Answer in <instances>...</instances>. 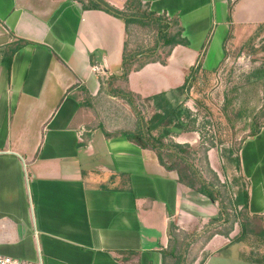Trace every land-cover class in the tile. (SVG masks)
<instances>
[{"label":"crops","instance_id":"0c3cea01","mask_svg":"<svg viewBox=\"0 0 264 264\" xmlns=\"http://www.w3.org/2000/svg\"><path fill=\"white\" fill-rule=\"evenodd\" d=\"M103 1L120 11L126 2ZM139 1L176 20L189 43L175 46L164 65L129 72L125 88L141 99L174 91L199 62L218 64L226 44L264 37V0ZM125 39L122 20L84 10L81 0H0V255L41 264H172L188 255L177 241L185 248L190 234L202 238L219 216L217 203L89 112L99 96L113 95L103 88L107 79H121ZM18 41L25 44L8 67ZM236 156L248 213L264 217V115ZM221 222L213 226L221 230ZM235 233L201 244L192 264H251L240 259Z\"/></svg>","mask_w":264,"mask_h":264},{"label":"rangeland","instance_id":"374dc122","mask_svg":"<svg viewBox=\"0 0 264 264\" xmlns=\"http://www.w3.org/2000/svg\"><path fill=\"white\" fill-rule=\"evenodd\" d=\"M82 1H86L85 6H90L88 0ZM170 20L172 19L168 18V21ZM175 32L176 27L168 30L169 34ZM168 49L169 47L163 46V41L158 39L156 24L144 22L128 26L125 56L130 59L128 67L131 71L151 60H164ZM148 55L151 57H145ZM196 68V73L190 72L187 75L186 84L185 79L181 86L166 94L165 98L173 107L168 111H174L176 116L168 127H162L163 124H157L153 120L156 114L164 115L167 108L161 98H132L134 105L131 107L117 96L101 95L97 105L88 110L98 123L105 125L111 135L130 134L147 124L148 127L157 125L151 132L153 137L161 136L164 131L169 132L164 142L171 140L191 143V147L196 149L192 154L193 167L203 172L209 181L212 177L205 172L201 147L212 145L213 148L208 149L211 165L216 174H219V180L233 184L232 190L236 193L241 186L240 183L238 186L233 183L239 175L230 160L237 158L240 145L254 133L264 113V37L257 33L241 42L231 43L230 46L226 44L221 62L205 68L199 62ZM107 82L108 86L103 87L105 91L126 90L124 83L119 79L108 78ZM181 168L184 166L181 165ZM227 213L231 215L233 212L228 210ZM237 215L238 222L233 224L231 232L235 230V238H240L237 245L242 253L239 254L240 259L251 264H264V217H251L241 209L237 210ZM228 227L229 224H225L221 231L227 230ZM209 233L211 229L205 230L202 238L196 240L192 234L191 237H186L190 244H186L188 255L185 257V264L193 263L199 247ZM184 246L179 249L183 251Z\"/></svg>","mask_w":264,"mask_h":264},{"label":"trees","instance_id":"16d2710c","mask_svg":"<svg viewBox=\"0 0 264 264\" xmlns=\"http://www.w3.org/2000/svg\"><path fill=\"white\" fill-rule=\"evenodd\" d=\"M86 2V1H85ZM85 2L81 0L83 4L84 10H97L102 11L110 16L118 18L123 21L125 26V33H128V26L132 24H140L147 22L148 24H156L157 25V34L158 39L163 41V46L169 47L167 53L165 54V59H155L151 60L147 63H143L139 66L138 69L134 71H139L147 64L151 63H159L164 65L165 60L169 57L172 49L175 46H188V41L182 37V29L180 28L178 22L174 19L168 21V17L164 15H156L153 12H150L148 9V5L142 4L139 0H126L125 6L123 10H117L110 5H108L103 0H88L90 6H85ZM144 21V22H143ZM169 23H168V22ZM171 27H176V32L174 34H169L168 30ZM25 42L18 41V43L9 49L7 57H5L4 61L7 63L8 67L11 65L12 57L17 50H19ZM151 57V55L145 56ZM130 59L126 58L125 56V45H124V52L122 58V76L120 77L121 81L125 83L127 81V76L131 70L129 69V61ZM197 70V68H196ZM195 69L191 70V74L196 73ZM116 80V78H115ZM118 80V79H117ZM187 79L185 80V84ZM110 94L117 96L119 99L125 100L127 105L133 107L134 102L133 99H140L139 96L134 95L133 93L123 90V89H112L109 91ZM166 94H160L154 96L153 100L163 99L166 104V110L164 115L156 114L153 117V120L157 122V124H163L162 127H168L173 122V119H176L174 111H168V109H172L171 103L165 98ZM149 100V99H147ZM264 113L262 114L261 118L263 117ZM260 125V124H259ZM257 126V128L259 127ZM157 128V125H144L137 128L132 133H123V137H125L129 142L134 143L141 149H146L152 151L159 164L167 171H173L178 176L179 183L185 185L187 188L199 193L200 195L204 196L205 198L209 199L213 203H217L219 207V216L212 220L211 224V233H209L208 237L204 239V243H206L211 237L214 235H222L227 237L232 230L233 224L238 222V215L237 210L241 209L245 213L248 212V192L247 186L244 182L243 178L239 175L240 171V163L239 159L235 158L230 160L231 163L234 164V169L236 173L239 175V178L236 179L233 183L235 186L240 183L241 189L238 190L236 193H233L232 188L234 187L233 184H226L219 180L217 174L209 167L208 159H207V152L208 149L213 148L212 145L202 146L203 148V156L201 160L205 166V172L211 175L212 179L209 181L204 177V173L200 172L198 169L193 167V160L192 154L196 151L195 148H192L188 144H178L169 140L168 142H164L163 140L169 136L168 131H164L163 134L159 137H153L151 132ZM257 128L254 135L257 132ZM181 165L184 168H181ZM233 193V194H232ZM233 197H231V195ZM230 210L233 213L229 215L227 211ZM256 217V216H255ZM222 221L223 224H229L227 230H219L216 227H212L215 223ZM221 226V225H220ZM170 230H174V226H170ZM208 234V231H207ZM235 242H239L240 238L237 237L234 239ZM184 246V244L180 241H177L176 247L180 248ZM188 246V245H186ZM202 245L199 247L201 248ZM187 247L184 249L186 250ZM180 250V249H179ZM186 260L182 258V255H178L174 257V261L172 264H185Z\"/></svg>","mask_w":264,"mask_h":264},{"label":"built area","instance_id":"2783aa9c","mask_svg":"<svg viewBox=\"0 0 264 264\" xmlns=\"http://www.w3.org/2000/svg\"><path fill=\"white\" fill-rule=\"evenodd\" d=\"M0 264H41V263H31L27 261L14 259L12 257L0 255Z\"/></svg>","mask_w":264,"mask_h":264}]
</instances>
